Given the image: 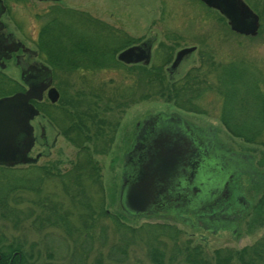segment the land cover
Returning <instances> with one entry per match:
<instances>
[{"label": "rangeland", "instance_id": "obj_1", "mask_svg": "<svg viewBox=\"0 0 264 264\" xmlns=\"http://www.w3.org/2000/svg\"><path fill=\"white\" fill-rule=\"evenodd\" d=\"M2 1L6 6V11L1 16L4 30L11 32L13 37L30 49L37 50L38 29L48 18L50 7L71 8L85 12L105 25L120 30L127 37L135 39V42L144 41L148 37L152 38L151 50L153 52L160 43L167 45L172 48L171 59L176 50L194 46V50L178 64L173 74L174 79L182 76L190 67L196 66L199 51H206L220 63L224 64L233 60L235 65L250 66L249 69L251 71L254 69L255 72L250 75L251 79L254 78L253 83L261 94L264 91V12L262 11V8L264 10V0H250L258 4L262 14L255 36H244L232 32L226 21L218 20L216 14L209 12L199 0H59L57 3L37 0ZM36 59L44 62L40 54ZM153 60L152 56L151 62ZM170 61L163 68H167ZM1 72L4 74L0 77L3 83L6 81L5 78L19 82L18 69L12 62L8 63L6 69ZM53 75L59 97L74 102L82 98L84 93H87V89L95 84L107 83L109 80L113 83L118 82L121 78V69H101L88 72L84 70L55 71ZM80 75H83L82 79L79 77ZM248 78L250 79V77ZM198 103L203 112L181 109L172 102L164 101L161 98L139 100L129 103L123 109L105 112L106 118L103 117V120L107 122L103 135L105 143L102 152L93 154L99 164L102 190L100 191L98 187L84 181L87 183L86 192L90 193L91 204L96 206L98 204L97 197H102L100 201H103L105 209L119 215L121 209L118 204V193L122 154L136 141L134 126H142L143 121L149 117L148 115L161 111L176 112L201 128L214 126L217 138L223 144L233 150L251 152L256 159L264 161L263 121L259 118H249L258 125L255 128L257 133L253 136L252 141H244L241 137L233 136L222 125L219 119L220 101L216 95L207 92ZM36 121L44 125L47 145L42 146L38 140L35 141L29 155L34 156L37 152H41V156L34 163L32 173L24 172L22 174L25 177H33L36 175L35 173H38L34 167L41 165L53 164L56 168L51 169V175L43 181L39 193L36 194L29 187L14 190V192L19 191V194L16 193L18 195L15 194L18 196L16 199L18 201L15 204L23 210L19 214L20 220L16 226L0 219V235L5 239L4 244L14 243L19 239L23 248L29 250L32 257L35 256L32 263L30 261L29 263L95 264L96 260H100L101 264H107V262L111 264H153L149 258L148 247H154L164 253L165 263L168 262V257H171L169 264H186L181 251L173 253L175 252V247L173 248L174 245H172L174 242L178 246L185 245L186 241H189L191 245L199 244L203 257L210 259L211 252L215 248H231L234 251L251 245L259 238L264 237V203L261 204L259 200L263 195L261 194L263 186L257 187L255 194H249L247 189L242 192L243 197H251L250 201L253 199L254 204L250 205V209L243 218L237 222L233 220L232 224L227 226V228L234 227V232L222 230L223 226L213 232L210 228L194 224L195 221L191 213H185L186 218H191V220L188 218L186 223L170 215V211L164 210L147 216H119L125 224L135 228L144 223L174 226L178 229L175 235L176 241H173L171 237L164 236L165 234H174V230L171 229L164 230L165 233L159 235H156V232L160 231L158 229L157 231L154 229L149 235H146L142 230L135 233L136 236L132 238L128 229H121L117 232L114 224L112 225L111 221L102 215L96 217L93 220V225L86 229L88 235H84V232L78 237L73 236V239H70L60 228L55 226L54 228H52L53 226H43L39 230L31 223L32 217L23 218V213L33 210L37 213L40 212L42 216L45 215V211H39L38 207L33 206V202L39 197L47 199L51 196L56 201H60L63 208L72 210L70 201L60 190L59 177L52 174L58 172L59 175V173L68 170L75 159L76 150L61 135L57 127L47 121L43 115L34 118L31 124L33 125ZM37 133L38 129L34 126V135ZM52 139H55L53 144H51ZM212 161L219 165L217 157H213ZM25 167L27 165H18L15 168ZM11 177L15 176L0 171V183L2 178L5 181L3 183H14L12 180H7ZM240 178L242 187L246 188L248 185L246 178L244 176ZM25 180L28 183L30 179L15 180L14 184L24 183ZM124 209V211L127 210L125 207ZM79 211V207L73 209L71 220L74 221L73 224L80 227L79 216H77ZM190 221L193 223L190 224ZM81 228L83 227L81 226ZM260 258L264 262V253ZM231 264H238V262L234 261Z\"/></svg>", "mask_w": 264, "mask_h": 264}, {"label": "trees", "instance_id": "obj_2", "mask_svg": "<svg viewBox=\"0 0 264 264\" xmlns=\"http://www.w3.org/2000/svg\"><path fill=\"white\" fill-rule=\"evenodd\" d=\"M246 1L251 4L259 19H262L258 4L254 1ZM206 9L215 13L218 20L225 21L216 11L208 7ZM262 11L264 12L263 8ZM119 31L85 12L57 6L50 7L48 18L38 29L37 51L42 55L44 63L49 65L53 71L54 69L64 72L121 69V78L118 82L113 83L109 80L107 83L100 82L91 86L78 101L72 102L73 100L58 97L54 103H47L39 108L43 117L57 127L61 135L76 150L71 167L59 175L58 172L52 174L59 177L60 190L70 201L72 210L63 208L60 201H56L52 196L47 199L39 197L33 202V206L38 207L39 211L44 210L45 215L42 216L40 212L30 210L23 213V218L32 217L31 223L39 230L43 226L60 228L66 236L73 239V236L78 237L84 232V235H88L86 229L93 225L96 217L102 215L109 219L112 225L114 224L117 232L121 229H128L132 238L136 236L135 233L142 230L149 235L154 229L156 231L158 229L160 231L156 232V235H159L165 233L164 230L171 229L174 230V234L164 236L176 241L175 235L178 229L174 226L144 223L137 228L130 227L121 220L119 215H114L105 209L103 201H100L102 197H97L96 206L91 204L90 193L86 192L87 183L84 181L102 190L99 164L93 154L102 152L105 143L103 135L107 122L103 120L104 113L123 109L132 102L153 98L172 102L181 109L203 112L198 101L208 92L216 95L220 101L219 119L225 129L233 136L243 138L244 141H252L257 133L255 128L258 125L249 118H259L264 123L262 94L253 83L254 78L251 79L250 75L255 73L252 67L251 71L250 66L235 65L233 60L224 64L220 63L206 51H199L198 64L190 67L177 79L170 76L163 68L171 60L172 48L162 43L155 48L154 60L149 64H124L115 59V53L134 43L135 39ZM79 77L82 79L83 75ZM5 80V83L0 80V96L21 90L17 81L9 78ZM251 83L253 84L250 86ZM33 165L29 164L25 168L0 165V171L15 176L7 178L9 181L12 180L15 183V180L30 179L28 183L25 180L24 183L17 185L3 183L4 178L1 179L0 219L10 222L12 226L18 224L19 214L23 211L15 204L18 201L16 195L19 191L14 192V190L29 187L36 194L39 193L43 181L51 175V169L56 168L53 164L34 167L38 173H35L33 177H25L22 173H32ZM78 207L80 211L83 210L77 213L78 222L83 228L73 224L74 221L71 220L73 209ZM4 242L5 239L0 235V264H31L35 259L29 250L23 248L19 239L14 243L4 244ZM259 244L264 245V237L252 245L234 251L228 248L213 249L211 262L203 257L198 244L191 245L189 241H186L182 246L176 245L175 242L172 245H174L173 248L175 247L173 253L181 251L186 264H229L232 254L237 258L238 264H264L260 258L263 251L258 248ZM148 248L149 258L153 264H169L171 257H168V262L165 263L164 253L160 249ZM248 250L250 258L244 256ZM95 264H101L100 260H96ZM107 264L111 263L107 262Z\"/></svg>", "mask_w": 264, "mask_h": 264}, {"label": "flooded vegetation", "instance_id": "obj_3", "mask_svg": "<svg viewBox=\"0 0 264 264\" xmlns=\"http://www.w3.org/2000/svg\"><path fill=\"white\" fill-rule=\"evenodd\" d=\"M37 1L57 3L59 0ZM243 1L253 10L249 2ZM1 3L3 8L0 9V73L3 74L1 71H4L8 63L12 62L18 69V83L21 86V90L18 91H24L28 85H40L50 80L46 89L42 91L40 100H29L33 107L38 110V114L30 120L31 124L34 118L42 115L39 111L40 107H43L47 103H54L50 102L46 97L47 89L50 86L57 90L59 97V91L53 78L55 71L59 70L54 69L53 71L49 65L36 59L37 55H39L37 50L25 46L23 42L13 37L11 32L4 30L1 16L6 11V6L2 0ZM211 9L221 15L217 10ZM151 40L152 38L150 37L144 40L150 52L147 64L151 62L153 56ZM142 43L143 41H138L128 46L140 45ZM188 54H185L181 60ZM137 63L142 62L124 64ZM178 64L172 70L165 67L167 73L171 72L169 74L173 76ZM159 113L163 115L158 116V112L148 115L149 117L143 121L142 126H134V135L137 136L136 141L122 154L118 193V204L121 209L119 215L147 216L164 210L170 211V215L187 223V219L191 220V218H186V214L191 213L195 221L194 224L197 226L210 228L213 232L220 229V226H223L222 230L234 232V227L227 228V226L232 224L231 221L237 222L243 218L247 214L248 209H250V205L254 204L253 199L250 201L251 197H243L242 192L245 189L249 190V194H255L256 188L263 186L261 193L263 195L259 200L261 204L264 203V161L256 159L255 155L251 152L233 150L223 144L218 140L214 126H204L201 128L176 112L161 111ZM34 124H31L34 143L38 140L39 144L46 146L47 137L44 132V125L37 121ZM34 126L38 129L37 135H34ZM54 140H51V144H53ZM30 150L27 156L33 157L29 155ZM36 154H38V159L41 156V152H37ZM213 157L218 158L219 165L213 163ZM36 160L34 162L17 163L10 167L34 164ZM145 162L149 165L148 168L150 170H155L154 177L151 175L152 187L151 189L150 187L148 188L149 193L152 190L151 195L143 200L146 203L147 209L139 214L125 212L123 204L124 187L136 182L138 179L136 173L140 171L142 165H145ZM128 163L134 166L128 168L126 166ZM242 176L248 182L246 188L245 186L242 187L240 180ZM112 214L118 215V213ZM192 223L190 221V224ZM258 248L264 253V245L259 244ZM244 256L250 258V251L248 250ZM234 261L238 262L235 255L232 254L229 264Z\"/></svg>", "mask_w": 264, "mask_h": 264}, {"label": "water", "instance_id": "obj_4", "mask_svg": "<svg viewBox=\"0 0 264 264\" xmlns=\"http://www.w3.org/2000/svg\"><path fill=\"white\" fill-rule=\"evenodd\" d=\"M200 2L217 10L225 18L226 24L232 32L244 36L256 35L259 27L258 15L243 0H200ZM2 8L0 0V9ZM194 48V46H189L178 49L168 69H174L181 58ZM149 57L150 52L146 41L140 45L127 46L116 54V59L124 63L141 61L147 64ZM49 82L50 80H47L40 85H28L24 91H16L0 97V165L13 166L17 163L34 162L37 159L38 154L33 157L27 156L34 143L30 120L38 114V110L29 100H40L41 93ZM46 97L50 102H55L58 99L57 90L50 86L47 89ZM262 103L264 108V91ZM157 115L163 114L158 113ZM126 166L131 168L134 165L128 163ZM148 167L149 165L145 162V165H142L140 171L136 173L138 177L136 182L124 187L123 204L129 213L139 214L147 209L143 200L151 195L152 190L149 193L148 188L151 189V175L155 174V170H150Z\"/></svg>", "mask_w": 264, "mask_h": 264}]
</instances>
